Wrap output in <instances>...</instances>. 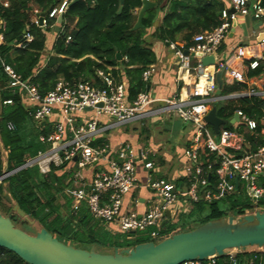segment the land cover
Listing matches in <instances>:
<instances>
[{"label":"built area","instance_id":"1","mask_svg":"<svg viewBox=\"0 0 264 264\" xmlns=\"http://www.w3.org/2000/svg\"><path fill=\"white\" fill-rule=\"evenodd\" d=\"M70 1L62 0L54 6L47 14L48 18L57 20L65 13ZM227 3L228 6L221 10L220 24L211 30L195 34L187 48H176L169 44L178 60L179 69L191 71L190 77L193 78L190 90L183 97L154 98L146 91H141L129 101L127 86L121 81H114L101 70L96 71V76L102 86H94L81 80L69 84L60 79L52 90L40 94L11 65L1 61L7 77L6 87L20 93L23 102L32 107L36 121L52 122V131L48 135H39V140L46 144V149L27 158L17 170L36 166L39 173L47 174L53 166L65 164L62 170L70 172L67 179L70 187L66 194L72 199L73 207L84 202L90 215L104 222L112 231L143 232L151 239L162 238L159 232L164 225L162 222L167 210L170 216L166 223L176 222L177 217L189 212L194 203L220 200L234 192L238 183L246 197L252 203L257 202L264 195V127L260 128L257 135V122L241 109L234 110L233 115L236 114L238 120L232 123L233 129H221V126L217 134L204 120L213 103L242 96L264 98V75L256 76L263 79V85L259 89L251 86L246 92L219 96L215 94V75L222 65L225 66L224 77L227 81L245 83L247 77L243 69L254 70L261 59L253 52L247 56L248 48L245 46H237L232 54V58L241 61L240 67L233 66L228 61L220 63L216 59L218 47L230 30L232 21L252 15L255 20L264 22V5L261 0H227ZM0 4L8 7L7 0H0ZM38 16L39 10L35 7L31 10V21L38 24ZM46 25L44 15L38 26ZM31 40L32 35L26 29L22 40L15 46L25 47ZM2 42L3 35L0 32V44ZM259 43L264 44V36ZM196 53L212 55L214 64L203 66L201 58L194 56ZM193 57L196 61L191 64L190 59ZM244 57L249 58L245 63L242 60ZM153 70V66L144 69L142 80L146 81ZM11 103V99L3 101V104ZM161 114H172L194 129L190 145L183 150L185 161L182 186H177L168 178L153 176L157 170L154 162L128 143L118 146L114 151L107 144L94 145L106 131L134 120ZM240 126L250 136L262 137L263 142L251 150L252 143L237 130ZM8 128L12 129L13 125L8 123ZM201 144L214 156L205 165L201 162ZM140 165L147 171L142 186L156 196V201L142 214L123 208L125 195L137 185V168ZM213 167L216 183L211 188ZM256 210L259 209L246 213ZM261 248L251 251H263L259 250ZM243 251L246 249H227L222 257L213 255L204 260L186 261L182 264H240L236 255Z\"/></svg>","mask_w":264,"mask_h":264},{"label":"trees","instance_id":"2","mask_svg":"<svg viewBox=\"0 0 264 264\" xmlns=\"http://www.w3.org/2000/svg\"><path fill=\"white\" fill-rule=\"evenodd\" d=\"M8 7L0 4V32L3 42L0 44V176L9 173L0 180V212L8 216L16 226L20 218L3 194L8 193L13 203L18 204L26 216L45 228L54 238L67 245L99 252L106 249L133 247L138 243L153 240L143 232L112 231L109 226L93 218L84 202L73 207L72 199L66 194L70 187L67 179L70 172L63 171L65 164L53 166L47 174H41L36 166L14 171L25 160L46 149V144L39 140V135H48L52 131V122L36 121L33 109L23 102L20 93L6 87L7 77L3 72L1 61L13 67L15 72L40 94L52 90L55 83L62 79L69 84L76 81L90 82L102 86L96 76L101 70L120 81V72L114 67L121 66L128 80L127 97L133 100L145 91L146 84L141 74L146 66L154 62V53L145 44V30L153 23L158 10L166 7L162 24L155 31V36L170 42L177 32L189 29L185 35V48L190 45L193 34L211 30L220 24V13L224 7L220 0H168L162 6V0H150L155 6L145 11L142 28L132 30L137 19L135 10L142 5V0H125L118 12L119 0H83L69 2L62 15L59 30L50 48V54L43 56L46 48V34L56 22L48 18V12L62 0H7ZM264 5V0H261ZM37 8L44 13L47 25L39 27L31 21V10ZM72 24L71 26H69ZM28 29L32 40L25 47L15 45L22 40L24 30ZM70 37L68 40L67 38ZM264 56V54H263ZM43 59V60H42ZM112 68V69H109ZM264 75V57L257 68L248 70L247 78ZM246 91L244 82L223 83L221 95L235 91ZM11 99V104H3ZM216 115L225 120L221 129H233L229 120L235 109H241L248 117L254 119L258 127H264V98L242 96L233 100L214 104ZM8 123L13 125L8 128ZM252 143L251 150L263 142L262 137L250 136L243 127L237 129ZM107 140L99 138L94 145L106 144ZM202 164L213 160L214 156L201 144ZM215 167L211 170L210 184L216 183ZM14 171V172H13ZM177 186H181L180 184ZM60 198L64 200L60 203ZM225 204L220 209L219 203ZM254 209L264 210V195L252 203L245 195L240 183L234 192L220 200L206 203L199 201L192 205L189 212L180 214L176 222L162 226L160 237L186 231V223L193 219L195 228L209 220L228 216H241ZM206 213H205V212ZM204 216H199L202 213ZM26 222L25 220H22ZM189 230V228H188ZM130 238H127V237ZM164 236V237H163ZM159 239V240H161ZM154 241V240H153ZM156 242V241H155ZM87 245V246H86ZM240 264H264L263 251H243L236 255ZM0 264H27L13 252L0 247Z\"/></svg>","mask_w":264,"mask_h":264},{"label":"water","instance_id":"3","mask_svg":"<svg viewBox=\"0 0 264 264\" xmlns=\"http://www.w3.org/2000/svg\"><path fill=\"white\" fill-rule=\"evenodd\" d=\"M78 1L83 0H71V3ZM124 1L119 0L118 12L121 11ZM154 6L153 1L142 0L132 30L143 27L142 17L145 11ZM43 17L44 13H39V25ZM251 18L255 19L253 16ZM61 19L62 15L56 20L58 24L61 23ZM243 21L244 24H248L249 16H244ZM236 25L237 20L232 21L229 36L232 35ZM241 26L243 27V24ZM263 36L261 34L260 38ZM184 53H187L186 50ZM194 56L201 58L203 66L215 62L212 55L203 56L202 53H196ZM224 71L225 66L222 65L215 75V94L218 96L221 95L224 83ZM204 120L216 134L226 123L216 115L215 106L207 112ZM237 120L238 117L234 114L229 122L232 124ZM10 173L2 174L0 180ZM3 196L9 204H12V210L18 216L27 217L18 204L13 203L8 193H4ZM165 214L166 218L162 224H165L170 216L168 210ZM0 247L13 252L27 264H182L186 261L204 260L213 255L222 257L227 249L264 247V210H256L237 217L228 216L209 220L195 228L172 234L157 242L150 240L133 247L114 248L112 252H99L94 248L87 250L64 244L45 228L29 234L16 227L9 217L0 212Z\"/></svg>","mask_w":264,"mask_h":264},{"label":"crops","instance_id":"4","mask_svg":"<svg viewBox=\"0 0 264 264\" xmlns=\"http://www.w3.org/2000/svg\"><path fill=\"white\" fill-rule=\"evenodd\" d=\"M167 1L168 0H162L161 5H166ZM220 1L223 2L224 7L228 6L227 0ZM138 10L139 9H136L134 13L138 14ZM165 12L166 7L158 10L153 23L149 28L145 30V44L152 50L155 59L152 64H149L145 67L146 69L149 66H153V72L150 74L146 81H142L146 84L145 91L151 97H183L190 90L193 78L190 77L191 71L186 72L179 69L178 60L175 57L173 50L169 47V44H173L176 48L185 49V46L188 43L186 42L185 35L189 33V29H184L180 32H177L170 42L163 41L157 38L155 36V31L158 27L161 26ZM251 17L252 15H249L248 24H244V17H238L237 25L235 26L232 35L229 36V30L225 39L218 47L216 58L218 62L221 63L228 61L231 65L240 67L241 61L239 59L232 58V54L237 46L247 47V56H250L251 52H253L254 54L261 57V59H263L264 44H260L259 41L261 39V34L264 35V22H259L255 19L253 20ZM57 24L58 22L56 21L55 27L54 24L52 25L55 30V36L60 27V24ZM242 24L243 27L241 26ZM57 26L58 29L56 30ZM195 34H193L192 37ZM192 37L189 44L192 43ZM54 39H52L49 46L46 42V48L49 49L48 54H50V48ZM46 48L44 50H46ZM248 59V57H244V59L242 60L245 63ZM190 61L191 64H194L196 59L193 57L190 59ZM114 69L120 72V81L127 86L128 80L123 72L122 67L116 66L114 67ZM248 70L249 69H243L245 76ZM224 83L231 84L226 80L225 77ZM245 84L247 85V90L251 86L259 89L263 85V79L261 80V78L259 79L256 76L247 78ZM246 91L241 90L231 93ZM212 106H215L214 103L211 104L210 109ZM158 123L167 126L164 127V133L162 137H160L159 134V128L157 127ZM126 125L130 126L124 127ZM230 125L232 124L230 123ZM146 126H149L150 128H147L146 130ZM193 132L194 129L190 124L182 122L176 116L172 114H161L148 117L146 119L134 120L132 122L119 126L118 128L106 131L100 138L107 140L106 144L109 146V149L111 151L116 150L118 146L125 143H128L130 146L137 150H141L145 154V157L148 160H152L156 165L157 170L154 171L153 176L168 178L175 182L177 185L180 184L182 186L184 184L182 174L185 161L183 157V150L190 145ZM162 164L168 165L167 170H162ZM170 166H172V168H170ZM146 174L147 171H145L141 165L138 166L137 185L133 190H131V192L126 194L123 199V208L125 210H133L138 214H142L151 206V204H153V202L156 201V196L149 189L142 186ZM168 175L169 177H167Z\"/></svg>","mask_w":264,"mask_h":264},{"label":"rangeland","instance_id":"5","mask_svg":"<svg viewBox=\"0 0 264 264\" xmlns=\"http://www.w3.org/2000/svg\"><path fill=\"white\" fill-rule=\"evenodd\" d=\"M55 25H56V22L54 23V27H55ZM58 25V24H57ZM72 24H70L69 26H71ZM46 37H47V45L49 46V44L51 43V41H52V39H54V37H55V30H54V28H52L47 34H46ZM49 48V47H48ZM48 52H49V49H47L46 48V50H44V52H43V56H46V55H48ZM178 122V121H177ZM176 122V123H177ZM155 125H156V123H155ZM130 125H126V126H124V127H129ZM158 128H159V134H160V137H162V135H163V133H164V127H167L166 125H164V124H161V123H158V126H157ZM146 128V130H147V128H150L149 126H146L145 127ZM165 163V162H164ZM166 164V163H165ZM165 164H162V167H163V171H165V169L167 170V168H168V165H165ZM170 168H172V166H170ZM167 177H169V175L167 176ZM64 202V200L63 199H61L60 198V203H63ZM219 207H220V209H223L224 207H225V204L224 203H222V202H220L219 203ZM192 208V207H191ZM205 212V211H204ZM202 213V215L200 214L199 216H204L205 215V213ZM182 214H184V213H182ZM8 217V216H7ZM20 217V216H19ZM20 218H22V219H18V220H16V227H18V228H20V229H22V230H24L25 232H27V233H29V234H34L35 232H37L39 229H40V227H39V225H38V223L37 222H35V221H33L31 218H29L28 216L26 217V218H23V217H20ZM178 218H179V216L177 217V219H176V221L178 220ZM22 220H25L26 222H24V221H22ZM32 221V222H31ZM194 225H196V222L195 221H193V219L192 220H190V221H187V223H186V229L188 230V228L190 229V227H192V226H194ZM127 238H130L129 236L127 237ZM160 239V238H159ZM159 239H153L154 241H159ZM87 246V245H86ZM257 247H247L246 248V250H255ZM259 250H264V247H262L261 249H259ZM104 251H106V252H112V249H106V250H104Z\"/></svg>","mask_w":264,"mask_h":264}]
</instances>
